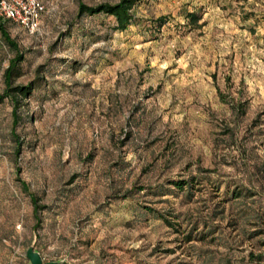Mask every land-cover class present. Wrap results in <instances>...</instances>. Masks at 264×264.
I'll use <instances>...</instances> for the list:
<instances>
[{"label":"rangeland","instance_id":"rangeland-1","mask_svg":"<svg viewBox=\"0 0 264 264\" xmlns=\"http://www.w3.org/2000/svg\"><path fill=\"white\" fill-rule=\"evenodd\" d=\"M41 1L35 34L2 20L36 87L19 151L0 101V264H264V0H139L126 30L77 16L120 0Z\"/></svg>","mask_w":264,"mask_h":264},{"label":"trees","instance_id":"trees-1","mask_svg":"<svg viewBox=\"0 0 264 264\" xmlns=\"http://www.w3.org/2000/svg\"><path fill=\"white\" fill-rule=\"evenodd\" d=\"M139 0H120L116 3L111 2H102L97 5L87 4L85 2H80L78 9V18L83 16H95V15H110L116 19L115 29L126 30L130 25L135 23V13L134 8L137 6ZM0 32L4 39L13 47L16 51L15 56L11 58L8 67L5 70V80H6V89L3 94L0 95V101H3L5 98H9L13 104V136L18 141V151L21 148V140L16 134V128L20 123V110L24 101L28 99L35 87L36 80H33L27 84H14L13 80L16 76L19 75V67L21 62L24 60V53L18 49L17 43L11 38L9 31L5 27L4 22L0 19ZM242 104V103H241ZM246 105L243 107V113H245ZM170 185H173L176 189L180 191L187 190L190 194H193L194 188L199 187L200 181L196 176H191L190 178L182 179H172L169 180ZM23 188L28 192L31 197L32 203L34 205V216L37 220V225L41 221V212L43 209H46L48 206L41 205L39 197L36 193L30 191L29 185L26 181L22 182ZM143 189V188H142ZM160 195H167L168 192L165 190H160ZM242 195V190L233 194V198H239ZM129 194H126V197ZM158 218L162 219L169 226H174V222L164 213L158 214ZM191 234H188V240H191Z\"/></svg>","mask_w":264,"mask_h":264},{"label":"built area","instance_id":"built-area-1","mask_svg":"<svg viewBox=\"0 0 264 264\" xmlns=\"http://www.w3.org/2000/svg\"><path fill=\"white\" fill-rule=\"evenodd\" d=\"M45 11L41 0H0V19L15 22L30 34L40 30Z\"/></svg>","mask_w":264,"mask_h":264},{"label":"water","instance_id":"water-1","mask_svg":"<svg viewBox=\"0 0 264 264\" xmlns=\"http://www.w3.org/2000/svg\"><path fill=\"white\" fill-rule=\"evenodd\" d=\"M28 264H62V261H44L39 250L36 249L35 244H31L26 251Z\"/></svg>","mask_w":264,"mask_h":264}]
</instances>
